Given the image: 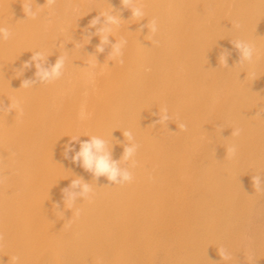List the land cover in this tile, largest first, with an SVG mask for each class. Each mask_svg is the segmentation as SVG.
I'll return each instance as SVG.
<instances>
[{
	"label": "bare ground",
	"instance_id": "bare-ground-1",
	"mask_svg": "<svg viewBox=\"0 0 264 264\" xmlns=\"http://www.w3.org/2000/svg\"><path fill=\"white\" fill-rule=\"evenodd\" d=\"M29 2L35 18L25 17ZM141 4L138 23L120 0H0L13 33L0 43V103L24 109L0 114V264H264V192L252 183L264 176V0ZM110 6L124 20L110 37L128 41L123 64L107 60L110 48L96 63L100 38L85 41ZM152 19L158 31L147 36L139 29ZM236 39L256 46L252 62L240 63ZM36 51L49 55L45 67L68 60L59 80L26 89L35 67L16 70ZM165 106L170 121L154 125ZM125 130L140 145L130 184L104 187L65 159L72 138L96 135L120 161ZM78 178L95 196L71 212L63 190Z\"/></svg>",
	"mask_w": 264,
	"mask_h": 264
},
{
	"label": "clouds",
	"instance_id": "clouds-1",
	"mask_svg": "<svg viewBox=\"0 0 264 264\" xmlns=\"http://www.w3.org/2000/svg\"><path fill=\"white\" fill-rule=\"evenodd\" d=\"M49 4L55 3V0H48ZM121 9L130 10L131 19L138 21H143L146 17L145 11L141 4V0H120ZM42 8V7H38ZM110 11L101 12L98 16H95L90 20L89 24L86 26L85 41L90 42L93 37H99V44L95 48V53L89 55L90 57H95L97 63V54H102L105 52L106 48H110L107 56L109 61H117L123 64V50L126 47L128 41L124 38L116 40L112 43L110 37L113 36V32L119 28L122 21L121 10L115 9L110 6ZM25 17L35 18L37 12L31 7L30 2L26 7H23ZM147 28L148 34L153 35L158 31V24L155 19L148 20L147 24L141 25L139 31ZM90 29H95V31H89ZM13 33L9 27L0 24V43L8 41L12 37ZM146 36V37H147ZM152 43H158L157 41H152ZM233 46L238 50L240 54V63L252 62L254 56L257 54L256 46L246 40L236 39L232 40ZM77 44L76 46H79ZM228 50L226 49L224 54L219 56V62L224 67H228ZM65 53L68 51L65 50ZM46 53L42 51H36L32 55L30 61L23 64L22 69H17V77L23 75V71L35 67V79H24L22 81L21 87L23 88H34L42 84H49L56 80H59L63 74L68 60L66 54L59 55L55 63L50 67H45L44 65L48 63ZM10 101V100H9ZM15 112V114L23 115L24 109L18 100H11L8 105L0 103V114ZM259 118H261L260 113H257ZM171 117L168 112V108L162 107L159 111V119L154 125L164 124L167 125ZM262 119V118H261ZM179 128L182 130H187L186 124H179ZM241 130L235 129L232 135L239 136ZM123 136L127 140V146L124 147L123 155L120 161L114 160L112 157V143L101 136L92 135L89 136L88 140H79V137L72 138V141L64 146L65 159L71 160L74 165L82 167L85 171L92 174V176L99 181L100 177H104L109 182L108 185L104 187L114 186H124L126 184L132 183L134 179L133 169L138 165L135 159L140 145L136 142L133 131L125 130L123 131ZM115 138L111 136V140ZM79 143V150H76L75 144ZM235 146L226 149V155H235ZM15 152L11 153L12 157H15ZM6 179L4 176H0V183ZM252 183L255 192H264V176L255 175L252 177ZM65 195L63 197V202L66 210H72L81 201H91L95 196V192L92 184L84 181L82 178L74 179L71 184L66 186L63 190ZM56 207H60L59 202H55ZM77 211V215H78ZM63 217V213L60 214ZM72 218V216H71ZM71 218L67 221H71ZM3 234H0V245L3 244ZM219 255L224 260H230L231 254L224 248H218ZM14 264H20V257H12Z\"/></svg>",
	"mask_w": 264,
	"mask_h": 264
}]
</instances>
